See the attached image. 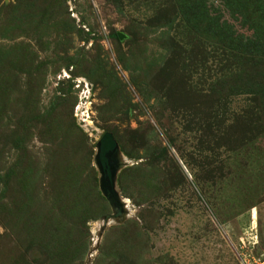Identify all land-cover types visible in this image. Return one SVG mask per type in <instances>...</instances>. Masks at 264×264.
Instances as JSON below:
<instances>
[{"label": "rangeland", "instance_id": "1", "mask_svg": "<svg viewBox=\"0 0 264 264\" xmlns=\"http://www.w3.org/2000/svg\"><path fill=\"white\" fill-rule=\"evenodd\" d=\"M0 264H264V0H0Z\"/></svg>", "mask_w": 264, "mask_h": 264}, {"label": "water", "instance_id": "2", "mask_svg": "<svg viewBox=\"0 0 264 264\" xmlns=\"http://www.w3.org/2000/svg\"><path fill=\"white\" fill-rule=\"evenodd\" d=\"M95 164L100 173V189L113 207V213L103 217V225L123 217V201L115 189V177L121 165L119 146L110 132L104 133L96 144Z\"/></svg>", "mask_w": 264, "mask_h": 264}, {"label": "trees", "instance_id": "3", "mask_svg": "<svg viewBox=\"0 0 264 264\" xmlns=\"http://www.w3.org/2000/svg\"><path fill=\"white\" fill-rule=\"evenodd\" d=\"M116 35V37L118 38L119 37V35L118 34H115Z\"/></svg>", "mask_w": 264, "mask_h": 264}]
</instances>
